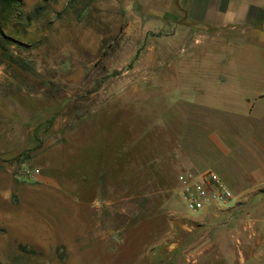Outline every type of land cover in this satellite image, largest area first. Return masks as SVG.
I'll return each instance as SVG.
<instances>
[{
	"label": "rangeland",
	"instance_id": "374dc122",
	"mask_svg": "<svg viewBox=\"0 0 264 264\" xmlns=\"http://www.w3.org/2000/svg\"><path fill=\"white\" fill-rule=\"evenodd\" d=\"M182 4L21 0L0 20V264H264V189L228 186L242 206L204 217L177 193L183 169L225 154L210 132L229 148L234 134L264 137L256 106L247 117L203 107L245 95L204 75L250 73L212 39H173L179 25L209 38Z\"/></svg>",
	"mask_w": 264,
	"mask_h": 264
},
{
	"label": "crops",
	"instance_id": "0c3cea01",
	"mask_svg": "<svg viewBox=\"0 0 264 264\" xmlns=\"http://www.w3.org/2000/svg\"><path fill=\"white\" fill-rule=\"evenodd\" d=\"M182 3V8L178 9L179 13L187 14L186 18L188 20L186 18L185 20L188 22L195 21L197 23L203 22V20L208 21L207 26L210 30L208 34L209 38L206 34H204V36L198 34L193 35L189 28L179 25V27H176V32L172 36L173 39H177L179 44L181 38H184L185 43L190 42V44L193 43V45L200 44L204 37H207L208 40L212 39V41H216L215 43L218 42L220 47L226 52L229 61L232 60L245 63L246 71L250 73V76H248L250 80H246L245 82L236 81L233 84V82L227 79L230 76L227 70L220 73L215 72V70H213L214 72L210 71L209 74L204 75V77L211 76L216 79V77L218 78L219 76L221 86L222 84L228 88L234 86L237 88L236 93L245 95L238 97L237 100L223 97L220 101H204L203 103L207 106L200 105L205 109H231V111L236 113H238V110L242 109V113H244L246 117L247 115H251V112L256 106L252 125L253 123L254 125L255 123H259V121L264 118V105L260 102L264 97V0H182ZM207 15L209 16L207 17ZM197 41L198 43H196ZM236 52L237 54H235ZM238 54H240V56H238ZM176 58L177 61H182L180 55ZM196 59H198L197 56L191 55L187 61H194ZM231 78L233 77L231 76ZM220 92L224 94L229 93L228 90ZM253 131V129L250 131L249 137H242L234 134V137L231 138V142H233L234 145L231 148L228 146L225 147V140H223L217 132H210L208 134L209 140L212 144L214 143L213 145L216 146L217 149H225L223 152L220 151L225 154L210 151L211 154H214L216 159L212 162V169L232 189H264V137H260L256 132L253 133ZM233 148L235 149L233 150L234 152L231 151ZM228 152L233 153L234 159L231 163L226 162V169H229L227 180L220 172L218 165H222V158H224ZM241 157L246 158L248 161L247 163L250 165L251 172L248 176L239 174L238 167L241 165ZM223 165H225V163H223ZM245 179L247 182L244 181ZM249 183H253V185ZM239 202V200L235 199L225 206V209H223L221 213L232 214L233 212H237L242 206L238 205ZM209 212L210 211L200 212L196 213V215L204 217L209 214ZM186 228L191 230L193 226L186 225ZM209 230L210 227L206 229V234ZM251 233H254L256 238L263 237L256 230ZM205 242V248H211L212 243H210L209 238H207ZM262 245H264V243ZM235 264L251 263H249L244 256H241ZM256 264L262 263L259 262Z\"/></svg>",
	"mask_w": 264,
	"mask_h": 264
},
{
	"label": "built area",
	"instance_id": "2783aa9c",
	"mask_svg": "<svg viewBox=\"0 0 264 264\" xmlns=\"http://www.w3.org/2000/svg\"><path fill=\"white\" fill-rule=\"evenodd\" d=\"M177 193L185 209L192 213L222 211L235 200L233 191L210 168L183 169L177 175Z\"/></svg>",
	"mask_w": 264,
	"mask_h": 264
},
{
	"label": "trees",
	"instance_id": "16d2710c",
	"mask_svg": "<svg viewBox=\"0 0 264 264\" xmlns=\"http://www.w3.org/2000/svg\"><path fill=\"white\" fill-rule=\"evenodd\" d=\"M21 4V0H0V20L5 19L11 14L13 8ZM4 14V15H3ZM0 32H1V21H0ZM11 42H15L12 37L7 38Z\"/></svg>",
	"mask_w": 264,
	"mask_h": 264
}]
</instances>
